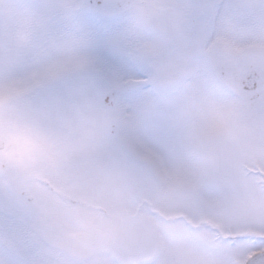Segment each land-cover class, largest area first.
I'll return each instance as SVG.
<instances>
[{"label": "snow or ice", "instance_id": "6c2138e0", "mask_svg": "<svg viewBox=\"0 0 264 264\" xmlns=\"http://www.w3.org/2000/svg\"><path fill=\"white\" fill-rule=\"evenodd\" d=\"M0 264H264V0H0Z\"/></svg>", "mask_w": 264, "mask_h": 264}]
</instances>
